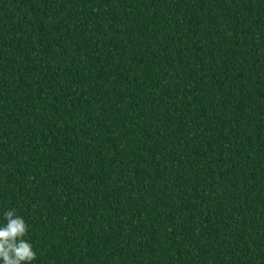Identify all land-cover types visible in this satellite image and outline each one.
I'll return each instance as SVG.
<instances>
[{"label":"trees","instance_id":"16d2710c","mask_svg":"<svg viewBox=\"0 0 264 264\" xmlns=\"http://www.w3.org/2000/svg\"><path fill=\"white\" fill-rule=\"evenodd\" d=\"M9 209L31 264H264V0H0Z\"/></svg>","mask_w":264,"mask_h":264},{"label":"clouds","instance_id":"9594fccd","mask_svg":"<svg viewBox=\"0 0 264 264\" xmlns=\"http://www.w3.org/2000/svg\"><path fill=\"white\" fill-rule=\"evenodd\" d=\"M3 217L6 223L0 226V261L3 264H31L37 254L31 242L25 239L27 223L15 209L5 211Z\"/></svg>","mask_w":264,"mask_h":264}]
</instances>
